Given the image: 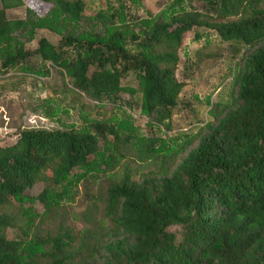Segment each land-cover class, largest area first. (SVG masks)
<instances>
[{
  "label": "trees",
  "instance_id": "1",
  "mask_svg": "<svg viewBox=\"0 0 264 264\" xmlns=\"http://www.w3.org/2000/svg\"><path fill=\"white\" fill-rule=\"evenodd\" d=\"M42 1L51 4L45 15L28 7L25 18H9L24 0H0V75L58 69L78 94L136 105L148 121L143 129L131 116L105 122L83 114L67 123L70 110L44 99L42 113L61 127L21 129L15 143L0 145V264H264V7L256 5L263 0H175L145 17L133 13L142 0ZM195 2L209 11L190 9ZM202 27L227 45L237 93L210 111L213 119L173 137H182L178 150L164 134L185 86L177 76L185 34L205 37L185 52V65L207 70L220 59ZM128 149L145 158L185 155L140 179L127 171L114 182L105 208L112 226L99 237L63 224L30 236L36 215L28 203L61 206ZM40 183L37 197L27 194ZM14 228L22 235L11 239Z\"/></svg>",
  "mask_w": 264,
  "mask_h": 264
},
{
  "label": "rangeland",
  "instance_id": "2",
  "mask_svg": "<svg viewBox=\"0 0 264 264\" xmlns=\"http://www.w3.org/2000/svg\"><path fill=\"white\" fill-rule=\"evenodd\" d=\"M175 0H142L143 6L135 8L133 13L137 17H145L149 12L160 13ZM264 7V0L256 3ZM33 9L38 15H45L51 8V4L42 0H24V5L8 11L9 18H25L27 8ZM189 7V6H188ZM190 9H196L207 13V7L201 2H195ZM240 18V17H237ZM235 18V19H237ZM202 35H208L214 40L212 51L220 54L218 62L209 69L193 68L185 65V52L189 54L198 50L205 43V37L200 41L194 39V32L185 34L182 49L179 51L180 64L177 68V76L184 81V88L179 97V104L172 118V130L164 134L168 138L170 146L178 143V150L182 148L181 138L186 132L192 130L194 123L204 124L210 116V111L224 108L229 105L237 93L231 76V65L227 45L219 43V37L214 31L202 27L198 31ZM52 42H59V37L54 33L44 30ZM33 43L32 47H34ZM30 63L38 69L37 60ZM212 95L211 103L208 97ZM50 99L53 105L60 104L70 110L67 123L80 122L81 115L91 119L105 122H114L117 119L131 116L135 125L143 129L147 127L148 119L141 115L140 109L133 105L130 107H118L114 104H99L85 95L78 94L73 90L70 80H64L58 69H50L48 75L25 74L19 70L0 75V145L6 146L17 141L21 129L47 128L58 129L60 124L45 117L40 105L44 99ZM123 98L129 101L130 96L124 94ZM220 106V107H219ZM36 110V111H35ZM145 135L152 132L147 129ZM182 134L180 139H173ZM178 150L168 157L162 155L145 158L139 155L137 150L124 151V157L113 168L99 177L91 178L79 185L75 194L69 201H64L61 206L46 209L45 206L36 202L27 204L33 208L34 225L29 229L30 236L46 235L55 233L59 225H65L79 232L91 229L93 237L97 238L107 232L112 226L111 220L106 216V191L116 181H119L125 172L129 171L134 179H140L141 175L153 170H161L163 164L167 167L180 162L184 155L178 157ZM166 158V163L163 162ZM44 189L40 183L27 192L28 195L37 197ZM178 231V229L172 228ZM22 232L19 229H10L9 238H17Z\"/></svg>",
  "mask_w": 264,
  "mask_h": 264
}]
</instances>
